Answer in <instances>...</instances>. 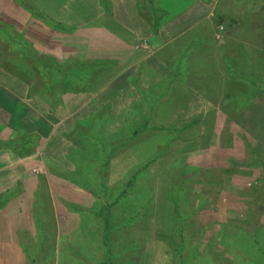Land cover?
Segmentation results:
<instances>
[{
    "label": "rangeland",
    "instance_id": "1",
    "mask_svg": "<svg viewBox=\"0 0 264 264\" xmlns=\"http://www.w3.org/2000/svg\"><path fill=\"white\" fill-rule=\"evenodd\" d=\"M194 1L109 0L108 13L100 0H0V123L19 125L15 126L21 132L9 134L13 139L26 133L41 140L38 151L28 158L12 153L8 161L15 160V169L23 173H18L9 195L0 197V239L12 243L19 239L24 222L29 225V237L22 239L33 252L23 254L21 264H264V161L254 162L244 146L255 139L247 122L239 119H253L252 112L238 116L233 110L251 105V94L264 91V74L256 76L264 70V57L256 60L259 56L253 52L264 50V10L250 16L235 6L236 0L216 2L217 15L237 18L243 26L231 32L226 23L221 38L218 33L214 38L224 52L209 63L201 61L204 71L211 70L210 78L229 89L225 107H216L208 119L204 109H191L185 115L195 116L188 119L158 115V104L172 96L174 81L181 78L171 70L155 86L144 82L138 51L145 45L131 43L122 27L127 22L138 27L141 22L158 23L165 8L174 18ZM110 33L119 39L113 41ZM240 44L247 59L254 61L249 79L243 75L246 62L238 61L234 53ZM23 47L43 62L62 64L71 56L92 65L106 61L107 68L89 70L80 83L66 88L59 75L39 64L29 70L30 62L21 56ZM223 53L229 62L221 58ZM156 57L162 64L167 58L163 64L167 66L172 53L167 50ZM233 70L237 77L231 84L227 77ZM47 89L52 91L48 98ZM194 118L199 123L187 130ZM80 119L103 120L111 143L127 137V119L134 125L147 121L151 127L181 129L178 133L151 129L129 148L124 146L127 140L120 147L117 142L120 153L110 156L104 180L105 174L96 170L105 166V157L97 155L99 167L95 166L84 148L72 143ZM233 159L244 165L232 166ZM94 173L102 184L93 182ZM133 175L138 177L126 190ZM22 183L34 189L21 207L11 199L28 192ZM5 203L11 205L4 207ZM108 203L116 204L111 210L115 222L113 230L106 231L99 215ZM18 209L26 213L24 221L16 218ZM130 219L129 227H119ZM10 257L4 256L2 263L9 264Z\"/></svg>",
    "mask_w": 264,
    "mask_h": 264
},
{
    "label": "crops",
    "instance_id": "2",
    "mask_svg": "<svg viewBox=\"0 0 264 264\" xmlns=\"http://www.w3.org/2000/svg\"><path fill=\"white\" fill-rule=\"evenodd\" d=\"M178 1L182 2V0ZM217 1L218 0H213V2L208 4V0L207 3L204 0H195L193 2H196L195 4H193L190 8H183L181 14L179 16H175L174 18H170V16H168V14L171 15V11L165 8L164 10H162L161 15H165L166 13L167 17L158 21V23H154V21H151V23L141 22L140 27H138L136 23L128 25V22L127 25H122L123 28L125 27L124 29L128 35L127 39L131 43L137 42L141 45V48L143 45H145L144 49H141L142 51H138V54L142 56V79H144V82H147V84L153 85L155 82L164 80L166 77L171 75L169 65L167 64L168 67L163 66V64L166 63L165 61H167V58L165 59V61L163 60V64L161 63V61L154 59L157 58L156 55H159L160 52L170 50L172 53L171 62H173L175 57H180V55H182V53L185 51H188L187 53L192 54V60L194 59L195 55L197 56V72L191 70L190 72H186L184 74L185 78H183L184 80H186L184 81V84H175V87L173 88L174 93L172 94V96L166 98L165 102L163 101L164 103L162 102V104H158L159 116L170 115L171 118V114L173 113V118L171 119H188L189 117L191 118L195 116L192 115V113L189 117L186 116L188 115L186 113L190 112L191 109H204L206 114L204 119H208V117L212 116V114L214 115V112H216V107H222L226 104L225 95L228 90L226 91V88L223 86V84V88H220L219 81H214L212 78H210L211 70L204 71L201 68V61L203 62L204 60H207V62L209 63V59L215 58L216 53L218 55V52H224V48L217 45L214 40L215 35L218 33L220 28L217 27L213 21V18L218 16V11L216 10ZM220 15L229 17L227 15ZM224 27H226V25H224ZM230 30L232 32L238 30V28H230ZM110 35L112 36L113 41H117L119 39L117 38L118 36L116 34L113 35L112 33H110ZM105 38L108 39L109 36ZM219 48H221L220 51H218ZM234 53H237V51ZM142 54H145V56H143ZM73 56L76 57L77 55ZM225 57L226 55L223 53L221 55V58L223 59ZM216 58L219 59L218 56H216ZM154 65L157 68H154ZM189 69H191V67H189ZM156 76H160L159 79H157ZM203 76L205 77L203 78ZM203 79H205L206 83ZM142 87L145 89L146 85L144 84V86ZM133 88L131 89V91L136 90L135 88ZM176 108L177 110H174ZM0 124L2 125V123ZM15 125L19 127L17 123H14L12 125H2L3 130H0V135L4 134L5 139L0 136V143H6L12 140L13 137L11 138L9 134L12 132L15 133V130L17 132H21V129L16 128ZM47 146L48 145H46V148ZM12 153L13 152L9 150L0 149V197L6 195L2 193H8L9 195V191H11L12 188L16 187L18 173H23L22 169H20L19 171L15 169L17 165V162L15 160L8 161V159H11V156L13 155ZM14 155L16 156V154ZM24 184L28 185V192L26 191L24 192V194L21 193V196H19L18 198H14L13 200L11 199V201H13L11 204L18 203L21 207L27 204L26 196L32 193L34 187H31V185L28 183ZM24 184L22 183V185ZM11 204L8 203L6 207H9ZM4 210L5 209H3L2 211ZM18 211L19 209L14 213H17ZM25 214L26 213L21 209L17 213L16 218L19 219V221H24ZM102 227L104 226L102 225ZM127 227H129V225ZM13 230L16 232L15 228H13ZM58 232V237H60V230ZM28 233H30L29 225L27 224V222L26 224L24 222V225L19 230L18 235L24 237ZM7 243L8 242L4 241L3 239H0V245L4 246V250H0V264H3L2 258L6 255L11 256L8 259L9 264H21V258L23 254H29L33 252L31 251L29 245H22L20 242L17 244L16 238L14 239V242L8 244ZM12 244H14L15 247H13ZM2 253H4V256H2Z\"/></svg>",
    "mask_w": 264,
    "mask_h": 264
},
{
    "label": "trees",
    "instance_id": "3",
    "mask_svg": "<svg viewBox=\"0 0 264 264\" xmlns=\"http://www.w3.org/2000/svg\"><path fill=\"white\" fill-rule=\"evenodd\" d=\"M101 4L104 5L105 7V11H107L109 13V0H100ZM236 2H238L235 6H237L239 9L242 10L243 13H246L248 15H254L259 13V11L264 10V0H236ZM166 14V13H165ZM161 19H163L162 17H158L157 21H160ZM214 24L217 27H224L225 22L228 23L227 27L231 28V29H236V28H242L243 23L241 22V20L237 19V18H230V17H224L221 15H218L216 17L213 18ZM151 23V21H150ZM93 25V24H92ZM101 27H104L101 23H100ZM54 28H59V26H55ZM225 29V27H224ZM155 31V29H154ZM218 33H220V31H218ZM23 44H19L18 46H23ZM242 45L244 44H240L239 46L236 47V51H237V56L239 58L238 61H245L247 67L245 72L243 73V75H248V79L251 78V71L253 70V66H254V61L250 58L247 59V57L245 56V52H244V47H242ZM253 52L256 53L259 57L256 58V60H258L259 58L261 59V57H264V50H258L253 48ZM188 51H185L182 53V55H180V57H175L173 62H168L167 64L170 67V72L172 70V72H176L177 75L180 76V80H178L177 82L174 81V83L176 84H184V74L186 72H190L191 71H196L198 70V65H197V56L195 55L194 57V61L192 60V54L187 53ZM21 56L25 55V58L27 59L28 62H30L28 69H34L35 67L33 65L39 64L40 66L44 67V69H48L51 72H54L55 74L59 75V77L61 78V84L64 86H66V88H70L71 85L73 84V82H78L80 83L79 80H82V76L83 75H87L90 71H93L94 69L100 70V72H102V70L104 71L105 68H107L105 66V64L107 63L106 61H99L97 63H95L94 65L90 64V62H88V59H84V62H81L79 59L77 58H72L70 57L68 60H65L64 63L59 64L56 63L57 65H55L54 62H52L50 59L47 60V62H43L41 59H37L36 55L32 54V52L27 48V47H23L21 48ZM180 58V59H179ZM227 57L223 58V60H225L226 62H229V59H226ZM15 59V58H14ZM8 62H12V59H7ZM180 61V62H179ZM41 62H43V65L41 64ZM73 62H76L75 64L77 65V69L75 70L74 68V64ZM183 62V63H182ZM256 62V61H255ZM53 63V64H50ZM257 63V62H256ZM231 65V64H229ZM257 66V64H256ZM189 67H191V69H189ZM260 67V66H259ZM231 68V67H229ZM228 68V69H229ZM261 68V67H260ZM259 68V69H260ZM90 70V71H89ZM94 70V71H95ZM226 70V69H225ZM67 71L68 74H67ZM87 71V72H86ZM228 72V70H226ZM259 71V70H258ZM99 72V71H98ZM99 72V73H100ZM236 72L237 70H233L230 71L229 73V77H227L228 81L233 84L236 80ZM264 70L260 73L257 74L256 76L262 75ZM91 73V72H90ZM107 74V72H106ZM250 75V77H249ZM24 77H22L23 79ZM230 78V79H229ZM247 82V81H246ZM251 84H254L253 79H251L250 81ZM230 84V85H231ZM250 87V92H251V87L252 85L249 86ZM46 88V87H45ZM229 90V89H228ZM41 92H45L43 90H41ZM51 92L49 89H47V92H45L43 96H45L46 98H48V94L49 96L51 95ZM88 92V91H86ZM48 93V94H47ZM36 94V93H35ZM37 94H39L37 92ZM39 96V95H38ZM48 101V99H47ZM43 102V101H42ZM264 91H257L256 93H254V96L251 94V100L250 103L251 105H247L241 109H237V108H233L234 110V114H238V116H246L248 112H252L251 115L253 116V119H239L242 121L247 122V126H248V130L249 133H251V136L255 139V142H249V141H245L244 146L246 151L251 152L252 153V157L255 159L254 162L257 163H263L264 161ZM226 103V102H225ZM248 103V102H247ZM230 106L233 107V104L230 103ZM249 106V107H248ZM254 106V109H252V107ZM225 107V106H224ZM151 115H153V111L151 112ZM194 118L192 120V123L190 125V127L186 126V129L189 130L191 129L193 126H195L196 124H198L199 122H197V119ZM102 121L96 120V119H80V123L77 124V121L75 122V128L73 129L74 133V137H72L73 141L72 143H74V145L76 147H79L81 150L84 148L83 151H85V155L88 157H91L90 163L91 164H95V166H98L96 164L97 161V155H103L105 157V166H101V169L99 167V171L104 173V180L107 179V175H106V171L105 168L107 166V162L108 160H110V156H116L114 154L120 153V149L117 148L116 143L119 142V146L120 144L124 143V140H127L125 145H128L127 148H129L131 146H135L137 144V142L141 141L142 136L146 135V133H148L149 131H157V132H169V131H173V132H177L181 129L180 127L177 126H158V127H151L147 121L142 122L139 125H134V124H129V120L127 119V122L125 120V125L128 127V135L126 138H124V140H115L114 143H111L109 141L108 138L105 137L106 133H107V124H103ZM11 124H13V122H11ZM10 125V123L8 124ZM152 129V130H151ZM66 138H68V135H66ZM140 139V140H139ZM135 142V143H134ZM40 143L41 140L39 138L38 135L36 134H21L19 136H17L16 138L6 142V143H0V149L1 150H9L11 152H13L14 154H16L17 157L19 158H28L31 155L35 154L38 149L40 148ZM78 143H83L86 146L80 147L78 146ZM123 146V145H122ZM124 146L122 147V151L125 149ZM116 148V149H115ZM113 151V152H112ZM112 152V153H111ZM75 153V152H74ZM81 154V152H80ZM112 154V155H110ZM70 156V157H69ZM67 158H73V156L69 155ZM67 159H65L66 161ZM68 163L65 162L63 164V166H66ZM256 163V164H257ZM66 164V165H65ZM244 165L242 162L238 161V160H231V165L232 166H236V165ZM230 165V167H232ZM247 165H249V163H247ZM263 165V164H262ZM49 166V163H48ZM53 166V165H52ZM55 166V165H54ZM93 166V167H95ZM251 166V165H250ZM56 170L60 169L59 167H56ZM139 172H136L135 174H138ZM108 174V173H107ZM94 177L93 178H97L98 174L94 173L93 174ZM92 176V175H91ZM138 175H133L127 184V189H129V187L132 185V183H135V180L137 179ZM99 181V178H97V180H93V182ZM103 181H100L98 183L102 184ZM103 190H104V186H102ZM106 191V190H104ZM107 192V191H106ZM127 193V191H126ZM39 197V196H38ZM39 198H37L38 200ZM8 204V203H7ZM7 204H5L4 207L7 206ZM116 204L112 203L109 205L105 204L106 207H104V212L100 211V215L99 217L102 219L103 221V228L106 231L109 230H113L112 225L114 224L115 220H112V215H111V210L112 208L115 206ZM4 207H2L1 209H3ZM133 219V218H132ZM128 220V222L126 221V225L125 223H123L122 225H119V227L123 228V227H127L129 224H131V220ZM40 223V222H39ZM19 239L16 238V242L17 243H21L22 245H24V241H23V236L18 235ZM27 244V242H26Z\"/></svg>",
    "mask_w": 264,
    "mask_h": 264
},
{
    "label": "built area",
    "instance_id": "4",
    "mask_svg": "<svg viewBox=\"0 0 264 264\" xmlns=\"http://www.w3.org/2000/svg\"><path fill=\"white\" fill-rule=\"evenodd\" d=\"M219 31H220V33H218V35H217V39H220V38H221V35H222V33L224 32L223 27H220V28H219Z\"/></svg>",
    "mask_w": 264,
    "mask_h": 264
}]
</instances>
